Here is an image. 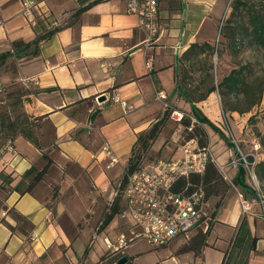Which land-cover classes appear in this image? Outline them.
Wrapping results in <instances>:
<instances>
[{"label": "crops", "instance_id": "crops-1", "mask_svg": "<svg viewBox=\"0 0 264 264\" xmlns=\"http://www.w3.org/2000/svg\"><path fill=\"white\" fill-rule=\"evenodd\" d=\"M35 1L50 14L55 26L50 22L48 27L55 30L39 41L36 55L9 56L0 63L3 93L15 91L2 102L14 96L22 114L39 117L34 131L41 148L16 135L12 152L1 154L0 170L10 175L9 183L0 184V264H94L101 255L116 252L120 254L116 260L125 258L123 264H264V208L244 193L248 210L241 212L238 186L226 191L195 249H184L194 239L190 233L164 246L151 247L137 239L120 251L106 250L101 238L112 241L123 229L114 216L95 231L137 135L166 105L189 110L171 93L179 56L174 48L179 46L182 52L192 42L207 41L204 25L212 26L219 14L215 6L219 1L222 6V0H158L159 33L149 45L137 17L125 13V0ZM42 30V23L32 25L21 14V0H0V53L11 51L12 41L28 42ZM146 58L151 59L149 71L143 66ZM159 90L165 99L156 97ZM212 95L196 102V107L232 140L238 139L245 132L243 114L230 112L223 118L218 96ZM114 98L131 107L124 110ZM155 140L147 153L153 159L178 155L179 145L169 148L163 142L154 155ZM104 143L115 159L108 168L100 150ZM209 155L220 169L225 159ZM151 160L148 156L142 163ZM30 166L45 169L28 191L19 193L12 187ZM227 169L230 180L235 169ZM210 198L211 207H206ZM217 198L206 199L207 214ZM210 232L213 237L208 239ZM94 241L99 246L91 247Z\"/></svg>", "mask_w": 264, "mask_h": 264}, {"label": "trees", "instance_id": "trees-1", "mask_svg": "<svg viewBox=\"0 0 264 264\" xmlns=\"http://www.w3.org/2000/svg\"><path fill=\"white\" fill-rule=\"evenodd\" d=\"M96 1L100 0H95L93 2ZM235 6L236 3H234L231 7L229 16L233 14L232 11L236 8ZM84 8L79 9L77 13ZM50 22V14L45 10H41L39 15L36 16L35 21L31 24L36 25L38 23H42L44 26V30H42L28 42H22L20 40L12 41L11 47L13 48L11 49V51L7 50L0 53V63H2L9 56L19 57L21 55H36L37 45L39 41L49 36L55 30V28L48 27V24ZM229 22L230 18H226L225 25L222 28L223 30L221 36L224 38L226 47L228 48L230 54L234 55L236 52H238L240 45L244 41H246L249 45L256 46L260 51L264 53V14L247 9L246 25L235 26V24H233L229 26ZM205 50H211V46L207 41L192 42L183 50L181 56L194 57L196 55H199L200 53H203V51ZM263 90L264 68H260L256 62H246L243 64H239L234 68H231L225 75L220 78V80L215 85L208 86L205 91L195 99H191L185 92L182 91L176 79L171 93H175L177 97H181V99L189 105V115L197 124L191 123L190 119L183 115L180 119V122L184 126H189L191 124L190 130L193 138L196 140V145L198 147L206 148L207 134L204 126H207L218 135L219 139H221L228 148L234 149L233 142H231L230 139L225 135V133L214 123H212L196 107L195 103L205 99V97L209 93L215 91L218 95L221 115L223 116V118H226V114H229L230 112L243 114L248 112L252 107L258 105L261 100ZM170 112L171 106L166 105L160 116L150 124L148 129L137 135L136 140L131 147L121 180L116 188L112 200L101 215L99 223L95 228L96 232L102 230V228L110 221V219L119 211L120 191L125 179V175L136 169L142 163L143 159L148 153L150 145L155 140L162 127L165 125L166 119ZM19 117L21 118H16L12 122H10V124H8V128L12 130L14 134L7 139L11 141L14 136L19 135L26 139L33 146H35L37 149H41L39 146L38 138L34 131V126L37 124L35 120L39 117L28 118L22 113ZM250 117L251 116H249L248 119H250ZM255 136L258 138L261 147L264 149V133L255 132ZM234 154L236 158H239L238 152H235ZM245 159L248 162L252 161L251 156H246ZM48 162L49 160H47V163ZM44 169L45 166H43L41 169H35L33 166L28 167L22 173L20 177L21 179L12 188L19 193L28 191L29 188L41 178ZM2 171L3 170L1 168L0 184L9 183L8 177L10 174H2ZM253 173L257 180H264V160H260L254 163ZM244 174L245 173L241 165V161L240 159H238L235 166L234 175L229 181L224 180L216 163L209 155L207 156L204 170L200 175L188 174L186 177H179L176 180L173 189H180L186 184L198 183L203 189L205 201L210 195L218 197L213 206V209L209 214L208 225L205 232L194 238L193 241H191L184 247V249H195V243H202L203 235L209 230L212 217L214 216L217 208L220 206L221 201L230 186H238L240 188L239 192L243 197L246 193L251 195L254 199H257L259 197L258 193L246 184L244 180ZM261 199L264 203V195L261 196ZM119 256V252L103 254L94 264H112ZM124 264L130 263L126 262Z\"/></svg>", "mask_w": 264, "mask_h": 264}, {"label": "built area", "instance_id": "built-area-1", "mask_svg": "<svg viewBox=\"0 0 264 264\" xmlns=\"http://www.w3.org/2000/svg\"><path fill=\"white\" fill-rule=\"evenodd\" d=\"M124 11L137 17V24L145 31L144 41L147 45L155 41L159 33L158 24V0H125ZM41 9L35 0H21V14L29 23L35 21ZM50 26H55L52 21ZM174 52L180 54L179 46H175ZM144 68L149 71L151 59L146 58L143 62ZM156 97L165 99L163 91L156 92ZM124 110L131 106L125 101L114 98ZM183 113L171 110L170 119L179 122ZM190 121L194 119L190 118ZM191 126V124H190ZM190 126L188 129H190ZM236 148L241 165L252 182H255L253 166L255 160L248 162L242 155L237 144L232 141ZM259 147L253 143L252 148ZM101 152L108 159L106 168L115 160L113 153L107 143H104ZM11 151V141L6 139L2 149ZM209 156L207 148L198 147L194 138H189L178 147V155L170 158H158L148 163H141L136 169L125 175L120 191V206L116 213L123 229L116 235L114 240L107 236L101 238L106 250L120 251L127 243L137 239H143L151 247L166 245L176 237H187L197 229L204 233L209 215L204 211V194L200 184H186L180 189H173L179 177L188 174L200 175ZM235 164L233 160L230 161ZM236 199L241 212L248 210L247 200L237 191ZM259 205L263 204L261 196L254 199ZM264 220V215H263ZM92 242V240L90 241Z\"/></svg>", "mask_w": 264, "mask_h": 264}, {"label": "rangeland", "instance_id": "rangeland-1", "mask_svg": "<svg viewBox=\"0 0 264 264\" xmlns=\"http://www.w3.org/2000/svg\"><path fill=\"white\" fill-rule=\"evenodd\" d=\"M234 3H236V8L232 11L233 14L229 16L231 7ZM247 9L264 14V0H222V6L219 1L214 9L215 12H219L218 15L216 14L217 18L214 20V23L212 26L208 23L204 25V29L208 33L207 42L210 44L211 50H205L203 53H200L194 57L181 56L183 51L179 54L176 81L180 85L182 91L185 92L191 99L197 98L205 91L208 86L215 85L223 75H225L231 68H234L239 64L246 62H256L260 68H264V53L260 51L259 48L249 45L246 41H244L240 45L238 49L239 51L232 55L226 47L224 38L221 36L223 30L222 28L225 25L226 18H230V22L228 23L229 26L233 24H235V26L247 24ZM1 88L2 87L0 86V149H2L6 139L14 134L12 130L8 128V124H10V122L16 118H21L19 117L21 112L17 108L18 98L13 96L11 101L2 102L7 94H14L15 91H11V93H3ZM16 93H18V90H16ZM212 93V97L215 98L216 92L213 91ZM177 99L181 100V97H177ZM170 106L171 110L180 111L183 113V116L188 117L189 119L192 118L189 115L188 109L185 110L181 106L172 104H170ZM206 114V116H209L208 113ZM249 116H251L250 119H248ZM242 118L243 120L241 122L244 124L245 132L242 130L241 136H239L238 139L235 137L233 139L238 146L239 152L245 157L251 156L255 162L264 160V149L261 147L258 138L255 136V132L264 133V90L262 92L259 104L252 107L248 112L243 113ZM191 123L197 124L195 121H192ZM183 126L184 125L181 122L177 123L176 121L171 120L169 113L165 125L162 127V130L153 143L152 153L156 155V152L154 151H156L157 144L161 142H163L164 146L172 148L173 146L178 147V145L183 144L189 138H193L191 130L188 129L190 125L188 127ZM221 127L222 129H225V126L221 125ZM206 130V148L208 153H211L212 156L217 155V160L219 161L225 159L222 166H220L219 171L224 180L229 181L227 168L232 170L235 169L236 157L234 153L237 152V150L235 147L234 149L228 148L224 143L220 145L218 142H216V140H214L213 137L214 134L216 137H218V135L210 128ZM225 135L230 139L231 142L233 141L227 130ZM212 143H214V145L211 148L210 146ZM253 143H258L259 147L253 149ZM163 150L160 151V155H163ZM148 156L149 159H152L151 161L155 160L153 159L155 156L146 155L145 157ZM167 158L170 157H166V159ZM231 160L234 161V165L230 162ZM244 180L249 187L258 193V195H264V180H257L255 177V182H252L246 173L244 174ZM230 188L233 189V186H230ZM212 201V198L208 199L206 207L210 206ZM210 207L207 208L208 215L211 212ZM260 207L264 208V203L260 205ZM115 218H117V214L114 215V219ZM201 234H203L202 229H197L193 232V238H196ZM208 234L209 233H207L206 236ZM212 237L213 232H210L208 239H211ZM141 241L144 242L145 240L141 239ZM93 246L99 245L96 241H94L91 247Z\"/></svg>", "mask_w": 264, "mask_h": 264}, {"label": "water", "instance_id": "water-1", "mask_svg": "<svg viewBox=\"0 0 264 264\" xmlns=\"http://www.w3.org/2000/svg\"><path fill=\"white\" fill-rule=\"evenodd\" d=\"M217 94V93H216ZM218 96V95H217ZM125 261L124 257L119 258L118 260H116L115 264H121Z\"/></svg>", "mask_w": 264, "mask_h": 264}]
</instances>
